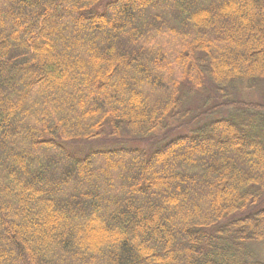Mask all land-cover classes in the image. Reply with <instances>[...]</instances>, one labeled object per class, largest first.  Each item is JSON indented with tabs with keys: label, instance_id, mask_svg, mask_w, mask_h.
I'll list each match as a JSON object with an SVG mask.
<instances>
[{
	"label": "trees",
	"instance_id": "1",
	"mask_svg": "<svg viewBox=\"0 0 264 264\" xmlns=\"http://www.w3.org/2000/svg\"><path fill=\"white\" fill-rule=\"evenodd\" d=\"M0 264H264V0H0Z\"/></svg>",
	"mask_w": 264,
	"mask_h": 264
},
{
	"label": "rangeland",
	"instance_id": "2",
	"mask_svg": "<svg viewBox=\"0 0 264 264\" xmlns=\"http://www.w3.org/2000/svg\"><path fill=\"white\" fill-rule=\"evenodd\" d=\"M254 7H252L253 9H255V10H257V11H259V7L261 6V4H260V2H254ZM250 11V10H249ZM249 11H247L246 12V14L248 15V13H249ZM52 23V22H51ZM151 25L153 26V22H151ZM57 66V65H56ZM64 66V65H63ZM58 68H62V67H58ZM242 95H246V92L245 91H243L242 93H241ZM248 96V95H247ZM247 99V98H246ZM193 103H194V105H197L198 104V99L197 98H194L193 100ZM176 134V133H175ZM175 134H173L172 136H174ZM218 144V143H217ZM96 144H94V146H95ZM93 145H91L90 144V146H89V148L90 147H92ZM130 146H131V144H130ZM142 147H144L146 150H148V148H149V146L148 145H146V144H143L142 145ZM70 149L72 150V151H74V152H79V151H81L82 149L81 148H78V146H77V144H71L70 145ZM63 178V177H62ZM61 178V179H62ZM58 180H60L59 178H57ZM75 211V210H74ZM77 212H80V210H78V211H76V213ZM163 226H164V224H163ZM162 239H163V237H161Z\"/></svg>",
	"mask_w": 264,
	"mask_h": 264
}]
</instances>
